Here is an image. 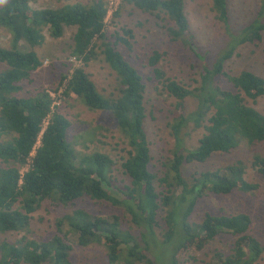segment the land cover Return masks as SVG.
Wrapping results in <instances>:
<instances>
[{"label": "trees", "instance_id": "trees-1", "mask_svg": "<svg viewBox=\"0 0 264 264\" xmlns=\"http://www.w3.org/2000/svg\"><path fill=\"white\" fill-rule=\"evenodd\" d=\"M36 1L6 0L0 5V29L10 35L8 48L0 44V235L23 233L13 242L0 240V264H73L68 234L75 235L82 247L102 244L108 264H180V256L203 249L221 233L236 238L233 254L223 264L257 262L264 247L248 233L249 215L206 213L200 223L189 222L197 202L208 194H251L258 188L245 179L244 161L236 159L224 169L194 173L189 181L183 175L193 163L202 164L216 154H238L264 142V114L255 107L264 101V79L249 70L235 75L224 70L237 47L262 40L264 0L256 19L236 33L228 29V0H211L216 20L226 28V39L208 63L195 52L198 47L184 13L185 0H121L113 19L121 7L131 6L157 17L164 14L173 22L167 28L170 41L193 50L203 63L190 82L167 77L160 68L166 50L150 53L144 67L149 76L126 59L119 46L131 49L126 38H133L132 31L123 28V36L113 34L110 40L105 32L108 1L56 0L58 6L41 9L31 7ZM66 31H70L69 55L81 66L27 92L25 86L34 84L45 58L37 50L47 37L58 41ZM94 61L104 63L114 76L111 91H100L86 72ZM222 78L226 88L220 85ZM149 90L158 94L154 101L168 106L166 127L173 141L163 150L157 173L153 171L157 157L145 124L162 109L150 102L145 94ZM50 92L60 101L74 95L87 112L110 115L119 139L114 148L79 151L81 144L85 147L94 140L91 137L108 139L103 133L107 130L102 125L90 131L82 128L83 134L78 131L70 138L72 123L59 112L60 104H55ZM187 125L202 133L195 147L180 135ZM81 134L79 141L76 137ZM118 159L128 180L122 187L112 175ZM250 167L264 178V156L254 154ZM83 198L122 210L139 240L121 228L118 215L100 218L74 208ZM42 205L48 213L59 208L66 213L57 221V233L41 241L26 234L32 214ZM64 223L67 233L61 230ZM163 248L164 262L157 254Z\"/></svg>", "mask_w": 264, "mask_h": 264}, {"label": "rangeland", "instance_id": "rangeland-1", "mask_svg": "<svg viewBox=\"0 0 264 264\" xmlns=\"http://www.w3.org/2000/svg\"><path fill=\"white\" fill-rule=\"evenodd\" d=\"M6 0H0V5ZM95 0H66V3L80 2L83 4L91 3ZM108 1V13L106 16V35L113 41V34L123 36L122 29H129L132 31L133 38L128 39L131 49L124 45H120L119 49L123 52L126 59L131 63L140 67L145 76L150 74L145 70L147 59L152 51L166 50V56L158 62L167 77L181 79L184 78L187 82L196 78L200 71L202 61L199 59L195 52L200 53L206 63L212 58V54L216 52L217 46L226 39V28L222 23L216 20L215 13L211 9V0H185L184 13L189 23V29L193 36V41L197 45V51L181 46L176 42L170 41L167 33L168 26H174L173 22L169 20L164 14L160 17L155 15L142 13L131 6H123L119 9V15L113 19V14L120 5L121 0H105ZM261 0H228L229 20L228 29L236 33L241 28L250 25L257 17ZM58 6L56 0H37L32 3L31 7L36 9L41 8H54ZM264 25V15L260 21ZM71 31V30H70ZM70 31H66L64 37L58 41H52L47 37V42L37 53L45 57L42 68L36 77L33 85H26L25 90L32 92L34 86L46 87L48 84L56 80L61 74L66 72L71 73L73 67L81 66L82 62L75 60L69 55L67 45L70 43ZM262 40L256 45H241L237 47L232 56L224 65V70L229 75H235L241 70H249L254 72L259 77L264 79V30L261 32ZM0 44L8 48L10 46V35L4 29H0ZM86 72L92 77L95 85L101 91H111V83H113L114 76L110 73L108 67L100 62H90L85 68ZM220 85L226 88V81L221 79ZM51 93V92H50ZM146 95H150V102L160 105L162 112L156 113V119L151 121L147 120L145 124L148 140L152 143L150 145L152 154L157 157V167L153 168L154 172L159 171L158 160L166 147L171 146L173 142L168 134L166 127L168 120V113L166 109L168 106L161 101H154V96L158 95L152 90L146 91ZM54 98L55 104H60L59 112L70 120L72 126L70 128L69 137L81 129L90 131L96 125H102L106 129L103 133L107 135L106 140L93 138L84 145L81 144L79 151L83 150L89 152L88 149L105 148L106 151L112 150L113 144L116 145L119 141L116 135V125L110 115L107 113H90L83 109L80 101L73 95L57 99L55 94H50ZM56 98V100H55ZM146 100L147 97H146ZM150 102L147 104L150 105ZM262 114H264V101L255 106ZM156 108V109H159ZM155 109V110H156ZM91 112H95L90 110ZM190 111V110H189ZM187 133V135H186ZM83 134V133H82ZM81 135L76 137L79 141L82 140ZM184 134V142L191 147L197 146V139L202 133L200 130L193 129L191 125L181 130L180 135ZM112 137V139L109 138ZM95 137H99L98 135ZM90 139V136L88 137ZM104 140L102 144L99 141ZM118 148V147H115ZM254 154L264 156V142L257 145L254 149H240L236 154H216L207 159L204 163H193L186 167L187 171L184 172V178L191 180L194 173L206 171H214L215 169H224L227 166L235 164V160L239 159L244 161L245 165V179L250 183L256 184L258 188L251 194L233 193L227 196H217L208 194L202 197L195 207L193 216L189 218V222L200 223L206 213L211 215H224V214H237L244 213L250 216L252 223L249 229V235L255 238L260 246L264 247V178L259 176L254 169L250 167L251 158ZM117 160V157L115 158ZM119 159L116 161L114 172L112 173L114 182L117 186H123L128 183L126 177L121 173L119 166ZM154 163V161H153ZM157 190L159 188L155 185ZM74 208L84 210L87 214L96 217L105 218L115 215L119 216V223L123 230H130L137 241L139 240L138 231L133 228L129 222L130 218L122 216L124 213L119 211L117 207L110 204L95 203L87 198L78 200ZM66 213V209L59 208L58 210L48 213L44 207L41 206L36 212L32 214L31 224L29 225L30 231L26 235L32 238L42 240L50 239L57 233V221ZM159 218H161L159 216ZM63 233H67L68 227L66 223L61 226ZM159 231V230H158ZM23 233H8L0 235V240L13 242L15 239L22 236ZM139 237V238H138ZM68 242L71 245V260L73 264H108L106 257V249L102 244H92L86 247L77 244L75 235L68 234ZM236 238L228 234H219L213 241L209 242L203 249L191 251L188 256H180V264H223V259H229L233 254V246ZM157 254L163 259L164 262V248L159 249ZM193 256V257H191ZM254 264H264V254L261 255L259 260Z\"/></svg>", "mask_w": 264, "mask_h": 264}]
</instances>
